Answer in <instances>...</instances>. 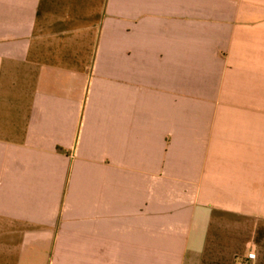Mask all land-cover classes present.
<instances>
[{
	"label": "crops",
	"instance_id": "0c3cea01",
	"mask_svg": "<svg viewBox=\"0 0 264 264\" xmlns=\"http://www.w3.org/2000/svg\"><path fill=\"white\" fill-rule=\"evenodd\" d=\"M264 264V0H0V264Z\"/></svg>",
	"mask_w": 264,
	"mask_h": 264
},
{
	"label": "built area",
	"instance_id": "2783aa9c",
	"mask_svg": "<svg viewBox=\"0 0 264 264\" xmlns=\"http://www.w3.org/2000/svg\"><path fill=\"white\" fill-rule=\"evenodd\" d=\"M255 257H256L255 253L251 252L248 254L247 259L241 264H254Z\"/></svg>",
	"mask_w": 264,
	"mask_h": 264
}]
</instances>
